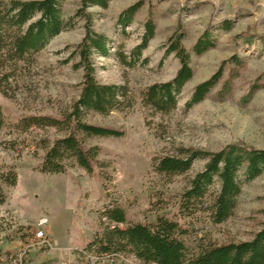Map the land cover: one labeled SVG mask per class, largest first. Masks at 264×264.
Segmentation results:
<instances>
[{"label": "rangeland", "instance_id": "obj_1", "mask_svg": "<svg viewBox=\"0 0 264 264\" xmlns=\"http://www.w3.org/2000/svg\"><path fill=\"white\" fill-rule=\"evenodd\" d=\"M0 1L8 5L12 0ZM106 2V7L88 9L93 30L108 39V56L92 57L95 78L126 88L128 101L120 111L86 116L90 123L124 132L118 138H85L87 146L98 149L94 174L74 159L63 161L65 173L42 174L45 154L65 133L22 126L29 117L60 116L79 98L84 71L76 67L75 54L85 34L84 21L76 16L81 0L63 3L64 28L45 49L19 62L9 71L8 81L0 75V216L6 223L8 248L34 243L37 222L47 219L44 230L57 246L43 249L44 240L35 236L31 264H143L128 252L99 256L90 248L110 225L103 221L107 206L123 213L126 225L121 228L154 224L158 217L177 219L186 224L182 240L192 248L201 241L224 245L252 239L264 222V173L252 181L240 173L232 215L214 224L206 206L219 191L218 180L190 215L178 211L190 180L204 170L205 161L197 160L185 174L171 177L155 172L153 166L155 160L181 157L187 149L216 153L234 143L264 149V0ZM137 2L141 6L131 23L122 26L120 16ZM149 19L155 25L154 37L141 47ZM178 29L185 34L187 50L205 32L216 44L202 56H191L193 77L178 96L177 107L162 114L144 104L142 95L149 86L174 79L180 63L173 54H165V44ZM234 58L241 67H235ZM222 64L219 85L204 101L187 108L194 88ZM233 68L238 73L232 75ZM230 76L231 92L220 100L218 91Z\"/></svg>", "mask_w": 264, "mask_h": 264}, {"label": "trees", "instance_id": "obj_2", "mask_svg": "<svg viewBox=\"0 0 264 264\" xmlns=\"http://www.w3.org/2000/svg\"><path fill=\"white\" fill-rule=\"evenodd\" d=\"M65 1L12 0L8 5L0 1V75L3 82L8 81L9 71L15 69L19 62L45 49L50 40L61 33L64 28L62 6ZM106 5V0H81V7L76 12V16L84 21L85 29L84 38L75 54L78 59L76 67L84 71L79 98L60 116H33L22 124L40 129L53 127L65 133L54 141L45 154L40 168L42 174L65 173L63 161L66 159H74L87 173L94 174L99 167L96 159L98 149L87 146L85 138H118L124 135L121 130L86 120L89 113L107 115L120 111L122 104L128 101L126 88L101 84L95 78L92 57L95 54L108 56V39L93 30L92 15L88 9ZM140 6L141 3L137 2L124 10L119 19L122 26L131 23ZM144 28L141 47H146L154 37L153 20L149 19ZM184 39V32L178 29L165 44V54H173L180 63L174 79L167 83L153 84L142 95L144 104L156 112L169 114L177 107L178 96L193 77L191 56H202L216 44L208 32L190 50L184 46ZM232 63L237 68L242 66L237 58ZM128 65H132L131 62ZM223 65L210 79L194 88L186 103L187 108L204 101L219 85L224 75ZM236 73L238 71L234 70L231 74ZM233 77L230 76L221 84L218 91L220 100H224L231 92ZM253 92L254 87L250 96ZM182 153L181 157L165 156L155 160L154 170L161 175L178 176L191 170L195 161H205L204 170L190 180V187L183 195V203L178 211L181 215H190L188 212L202 203L206 190L218 180L219 191L212 204L206 206L214 224H221L232 215L241 189L240 173L243 172L246 181H252L264 173V149H254L244 144H230L216 153L190 149ZM11 183L16 184L15 176L11 177ZM105 217L109 221V227L102 237L90 244V248L99 256L128 252L143 264H264V222L248 241L224 245L201 241L196 248H192L182 240L187 234L186 224L177 219L158 217L154 224H130L121 228L120 225H126L121 211L112 207L107 209Z\"/></svg>", "mask_w": 264, "mask_h": 264}, {"label": "built area", "instance_id": "obj_3", "mask_svg": "<svg viewBox=\"0 0 264 264\" xmlns=\"http://www.w3.org/2000/svg\"><path fill=\"white\" fill-rule=\"evenodd\" d=\"M112 208L111 206H107L103 208V221H106L105 212L107 209ZM15 212L13 211L9 217L12 221ZM48 220L40 219L36 224V230L33 232L34 235V243L23 244L19 249H10L7 244L6 237V223L3 217L0 216V264H31V251L32 248L36 245L37 240L35 236L41 240H44L43 249L52 251L56 248L57 243L52 238L50 239L47 236L46 231L44 230L47 227Z\"/></svg>", "mask_w": 264, "mask_h": 264}]
</instances>
